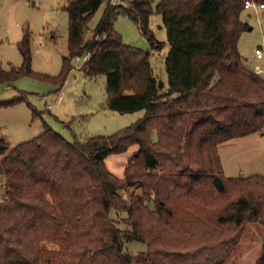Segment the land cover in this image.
Instances as JSON below:
<instances>
[{"label": "trees", "instance_id": "1", "mask_svg": "<svg viewBox=\"0 0 264 264\" xmlns=\"http://www.w3.org/2000/svg\"><path fill=\"white\" fill-rule=\"evenodd\" d=\"M244 1L157 4L170 44L164 89L150 52L126 43L115 27L117 15L126 13L161 49L165 42L150 28L151 0H69V55L58 76L43 77L59 90L72 59L89 55L84 71L106 75L108 105L145 114L115 133L74 142L47 124L40 135L14 147L0 138L8 196L0 199V264H225L244 225H264V175L217 172L221 143L264 131V75L246 64L239 47L250 26ZM19 49L23 65L2 70L0 79L34 73L29 33ZM133 144L139 148L120 178L106 157ZM217 175L223 190L214 183ZM137 184L143 192L128 191L126 199L124 191ZM113 208L124 228L111 217ZM130 240L144 242L146 249L126 251ZM255 264H264V240Z\"/></svg>", "mask_w": 264, "mask_h": 264}, {"label": "rangeland", "instance_id": "2", "mask_svg": "<svg viewBox=\"0 0 264 264\" xmlns=\"http://www.w3.org/2000/svg\"><path fill=\"white\" fill-rule=\"evenodd\" d=\"M153 13L150 28L156 38L164 41L161 49L154 48L139 26L126 13H119L115 20L116 29L126 43L150 52V61L155 76L164 89L169 87L166 57L170 50L167 29L162 14L157 11L161 0H151ZM69 0H0V74L23 65L19 42L26 33L30 35L31 68L34 73L17 78L0 79V103L15 100L10 105L0 106V138L14 147L32 139L44 131L47 124L70 142L86 139L91 135H109L131 125L145 114V110L121 112L108 105L107 77L105 74L89 76L84 71L85 58L74 57L73 68L68 72L61 89L51 79L43 76H58L63 69L64 57L69 55V13L65 8ZM127 2V0H124ZM107 3H103L91 20V30L104 15ZM252 29L245 30L239 40V47L246 64L252 69L257 63L264 67V59L256 58L255 50L264 45V10L257 14L253 9L243 12ZM60 101L55 103L56 97ZM53 104L48 108V104ZM55 103V104H54ZM37 112V114L35 113ZM154 139L157 134L154 133ZM133 144L122 153L106 157L107 167L118 177H125L129 158L138 150ZM222 167L218 174L225 176H247L251 173L264 175V135L262 132L232 138L218 146ZM0 154V159L3 157ZM6 175L0 174V199H8L5 184ZM215 191H219L213 186ZM141 185L128 187V191L142 193ZM126 194V196H125ZM153 205V203H151ZM110 215L121 227L125 223L113 208ZM264 225L247 222L235 249L225 264H255L262 249ZM51 247L57 248L56 244ZM126 251L136 253L146 249L138 240L126 242Z\"/></svg>", "mask_w": 264, "mask_h": 264}, {"label": "built area", "instance_id": "3", "mask_svg": "<svg viewBox=\"0 0 264 264\" xmlns=\"http://www.w3.org/2000/svg\"><path fill=\"white\" fill-rule=\"evenodd\" d=\"M110 2L112 4H117V3H119V0H110ZM244 8L245 9H253L257 14H259V12L264 10V2L257 1V0H245L244 1ZM255 54H256V58L264 59V45L258 46L256 48V50H255ZM84 58L88 59L89 55H86ZM254 70L257 73L264 75V67H262L261 65L255 66ZM57 101H60V97L59 96L56 97L55 103ZM47 106H48V108H52L53 104L49 103Z\"/></svg>", "mask_w": 264, "mask_h": 264}, {"label": "water", "instance_id": "4", "mask_svg": "<svg viewBox=\"0 0 264 264\" xmlns=\"http://www.w3.org/2000/svg\"><path fill=\"white\" fill-rule=\"evenodd\" d=\"M249 29H252V26H249ZM160 85H162V83H160ZM262 135H264V131L262 132ZM214 183L220 190L224 189V181H223L221 176H219V175L215 176ZM125 196H126V194H125Z\"/></svg>", "mask_w": 264, "mask_h": 264}, {"label": "crops", "instance_id": "5", "mask_svg": "<svg viewBox=\"0 0 264 264\" xmlns=\"http://www.w3.org/2000/svg\"><path fill=\"white\" fill-rule=\"evenodd\" d=\"M260 65V63H257L255 66ZM249 66V65H248ZM251 68V67H250Z\"/></svg>", "mask_w": 264, "mask_h": 264}]
</instances>
